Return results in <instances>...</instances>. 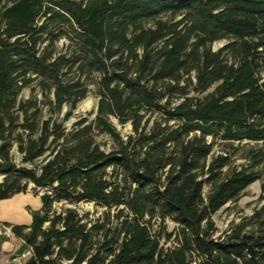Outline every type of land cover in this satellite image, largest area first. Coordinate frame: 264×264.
<instances>
[{"label":"trees","instance_id":"obj_1","mask_svg":"<svg viewBox=\"0 0 264 264\" xmlns=\"http://www.w3.org/2000/svg\"><path fill=\"white\" fill-rule=\"evenodd\" d=\"M33 85L63 120L21 98ZM91 85L96 116L68 130ZM220 141L246 142L247 163ZM14 146L41 165L18 167ZM262 165L264 0H0V200L45 190L30 231L13 227L27 264H264V204L220 237L214 220Z\"/></svg>","mask_w":264,"mask_h":264},{"label":"rangeland","instance_id":"obj_2","mask_svg":"<svg viewBox=\"0 0 264 264\" xmlns=\"http://www.w3.org/2000/svg\"><path fill=\"white\" fill-rule=\"evenodd\" d=\"M67 44L68 42L66 39H62L57 42L55 48L56 52L58 54L64 53L66 51ZM225 44L226 41H219L214 44L213 48L214 50H218ZM48 97L50 99H53V94H49ZM21 98L23 100L36 98L38 100V106H40L42 110L41 119H48L50 116H52L54 119L60 121L64 119L66 112L70 110L69 106H64L59 113H52L47 99L42 94L41 89L36 85L25 88L21 93ZM98 101L99 99L96 94V85H91L89 94L73 110V115L68 121L65 122V127L70 130L72 125L81 117L88 116L90 119H93L96 116ZM113 122L116 125L118 131L123 136L131 134L132 128L129 124L122 125L118 122L117 119L114 118ZM18 132L22 131L19 129ZM98 140L105 142L107 141V138L101 136ZM244 144H246V142H244L242 146H240L239 151H235V148L238 147V144H235V148H230L225 146V144L220 141L215 148V153L230 152L233 156V165L240 167L242 164L247 163L242 156L246 154L249 148ZM11 158L18 167H39L43 161V158L37 159L35 163L24 160L23 155L18 151L16 146H14L11 150ZM260 170L262 172L261 180L248 187L239 201L227 204L214 215V220L218 230L216 233V237L222 236L235 225L242 224L243 222L247 223L248 219L254 215L255 211L263 206L264 201L262 200V196L264 195V193L262 190V184L264 182V165L260 166ZM4 177V174L0 172V182L3 181ZM208 190L209 188H207L206 193L208 192ZM28 191L34 194V191H36V193H38L39 195L45 192V190H36L34 184L32 183L28 185ZM64 208H75L82 215L89 213L92 219L99 218L106 210V208L98 206L94 203H80L76 205L58 203L54 207V209L58 212H61ZM166 224L170 232L174 231L176 225L172 221L168 220ZM247 230L251 231L253 229L249 226ZM30 258L31 254L28 251H25L22 254H13L8 260L3 258L0 264H27Z\"/></svg>","mask_w":264,"mask_h":264},{"label":"crops","instance_id":"obj_3","mask_svg":"<svg viewBox=\"0 0 264 264\" xmlns=\"http://www.w3.org/2000/svg\"><path fill=\"white\" fill-rule=\"evenodd\" d=\"M42 205L41 197L29 191L0 200V262L15 253L28 251L31 254V248L13 232V227L25 226L28 233L33 213L40 211Z\"/></svg>","mask_w":264,"mask_h":264}]
</instances>
